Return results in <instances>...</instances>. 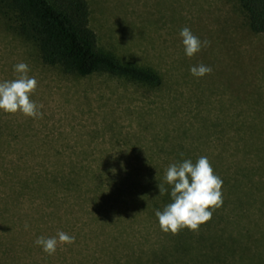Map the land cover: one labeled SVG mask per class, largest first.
Wrapping results in <instances>:
<instances>
[{
	"label": "rangeland",
	"instance_id": "rangeland-1",
	"mask_svg": "<svg viewBox=\"0 0 264 264\" xmlns=\"http://www.w3.org/2000/svg\"><path fill=\"white\" fill-rule=\"evenodd\" d=\"M88 1L99 47L122 61L151 66L162 75V84L148 87L106 73L76 76L45 65L34 45L0 14V81L17 78L13 66L26 63L27 75L37 81L30 99L42 113L31 118L0 111V176L2 166L9 168L15 161L23 166L18 171L22 178L43 167L67 171L69 161H75L104 177L137 180L151 171L166 172L183 159L195 163L206 156L215 175L237 178L239 194H246L245 199L231 195L223 206L229 217L218 223L228 232L217 244L226 249L227 263L219 258L210 264H264V139H239L235 115L240 110L264 111V36L248 32L234 0ZM184 27L209 41L191 58L184 55L179 36ZM198 64L212 71L193 77L189 68ZM125 182L130 190L133 184ZM226 188L222 184L225 196ZM104 191H88L91 199L97 198L104 220L95 221L96 212H80L78 220L61 230L75 239L71 244L57 242L50 257L59 264L63 258L113 264L114 251L141 252L144 260H152L148 250L158 243V233L149 221L143 223L146 219L133 221L118 196L107 186ZM11 210L27 213L15 235L29 245L39 225L31 218V205L25 201ZM116 227L123 233L121 241L134 243L132 249L115 248ZM192 257H185L188 264Z\"/></svg>",
	"mask_w": 264,
	"mask_h": 264
},
{
	"label": "trees",
	"instance_id": "trees-1",
	"mask_svg": "<svg viewBox=\"0 0 264 264\" xmlns=\"http://www.w3.org/2000/svg\"><path fill=\"white\" fill-rule=\"evenodd\" d=\"M234 2L248 32L264 36V0ZM0 14L12 25L11 28L19 37L34 45L40 61L45 65L59 67L64 72L76 76L106 73L148 87H157L163 82L162 75L151 66L122 61L112 52L99 47L98 34L90 25L91 7L88 0H0ZM235 115L239 120V139H264V111L240 110ZM69 162L71 168L67 171L43 167L41 170H32L26 178L18 175L23 166L17 161L9 168L6 164L2 166L0 264H59L55 257L52 259L34 241L29 245L22 240L17 241L15 233L23 228L21 225L27 213H13L11 206L21 207L27 201L32 208L31 218L39 224L34 236L53 237L78 220L80 212H90L92 215L96 212L98 216H94L95 221L104 220L105 216L97 211L95 205L97 198L95 199L94 195L91 199L88 191L99 190L101 195H105L106 186L111 194L118 196L123 210L127 211L133 221L140 217L146 219L143 223L149 221V226L152 231L158 233L159 238L158 243L150 245L148 250L152 260H144L141 252L123 255L114 251L110 255L113 264H188L185 259L187 255H193L189 264H210L219 258L225 260L228 256L223 252L226 249L217 244L221 235L228 232L218 222L229 217L223 206L229 202L231 195L243 196L242 199H245L246 194H239L241 185L236 181L237 178L230 180V177L219 176L223 185L227 186L226 196L221 189L222 205L212 212L211 218L201 224L198 231L184 228L172 234L161 231L154 215L155 210H163L164 206L171 202L168 192L161 195L158 191L161 184L169 188L164 181L165 172L151 171L137 180L130 179L129 176L104 177L91 172L83 164ZM125 180L130 186L133 184L132 191L126 187ZM10 183L12 186H9ZM2 188L6 191L2 192ZM64 203L67 205L62 208ZM47 220H52L53 223L49 225ZM118 223L121 226L122 222ZM211 225H217L219 229L216 231V226L212 228ZM128 227L132 228L130 224ZM72 229L74 228H70V231ZM115 230L112 235L118 241L114 245L115 248L123 246L124 249H132L135 246L134 243L127 246L120 240L124 239L120 236L123 234L121 229L116 227ZM227 237H230L229 234ZM67 259L63 258L61 264H85L84 261L74 258L71 261ZM225 262L227 263L226 260Z\"/></svg>",
	"mask_w": 264,
	"mask_h": 264
},
{
	"label": "clouds",
	"instance_id": "clouds-1",
	"mask_svg": "<svg viewBox=\"0 0 264 264\" xmlns=\"http://www.w3.org/2000/svg\"><path fill=\"white\" fill-rule=\"evenodd\" d=\"M179 36L184 55L188 58L209 45V41H201L188 27L180 29ZM13 69L19 74L17 78L0 81V111L8 114L19 112L26 117L40 118L42 113L38 105L30 99L37 87L35 77L27 75L29 67L24 62L15 64ZM211 71V67L204 64L189 68L190 74L196 78L203 77ZM164 181L169 188L161 184L158 191L161 195L168 192L171 202L166 204L163 210L154 211L162 232L176 234L184 228L198 231L200 225L208 221L212 212L223 203L221 192L223 181L214 174L206 156L199 157L195 163L190 159H183L170 164L165 172ZM25 227L27 228V225ZM74 239L73 236L61 231L53 237H37L34 243L51 255L56 251L58 241L62 244H71Z\"/></svg>",
	"mask_w": 264,
	"mask_h": 264
}]
</instances>
